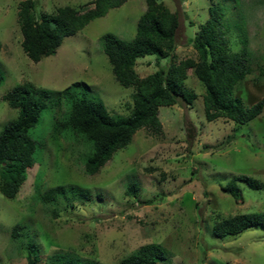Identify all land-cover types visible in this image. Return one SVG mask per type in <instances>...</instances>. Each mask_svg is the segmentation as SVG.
<instances>
[{
	"label": "rangeland",
	"instance_id": "obj_1",
	"mask_svg": "<svg viewBox=\"0 0 264 264\" xmlns=\"http://www.w3.org/2000/svg\"><path fill=\"white\" fill-rule=\"evenodd\" d=\"M0 0V130L14 118L2 96L30 82L48 92L49 103L28 132L35 143L34 164L13 199L0 193V264H120L148 244L164 250L153 264H264V228L249 227L237 235L217 238L215 222L241 213L264 211V106L254 119L237 124L223 118L207 121L203 86L188 69L185 89L196 95L191 104L180 100L161 106L162 130H138L92 175L83 171L90 146L82 139L56 132L55 124L68 112L62 92L77 89L103 103L114 117H126L133 87L121 86L102 50L111 34L131 41L145 0H127L65 36L52 55L31 61L21 47L18 4ZM36 15L70 6L91 7L92 0H36ZM178 16L171 58H137L135 71L145 77L170 59H196L190 39L208 18L212 4L224 9L229 47L239 52L247 40L251 72L235 87L246 107L264 101V0H163ZM158 63V64H157ZM158 65V66H157ZM245 175L261 187L238 180L239 200L221 190L233 176ZM134 187L131 193L129 186ZM63 191L53 195L54 189ZM53 195L47 198L46 195ZM46 197V198H45ZM17 235L12 234L13 227Z\"/></svg>",
	"mask_w": 264,
	"mask_h": 264
},
{
	"label": "trees",
	"instance_id": "obj_2",
	"mask_svg": "<svg viewBox=\"0 0 264 264\" xmlns=\"http://www.w3.org/2000/svg\"><path fill=\"white\" fill-rule=\"evenodd\" d=\"M127 0H92L91 7L77 10L70 6L55 9L51 14L36 15V0H23L18 4L17 19L22 34L21 47L27 57L38 62L42 57L52 55L65 36L73 35L95 18L104 16L111 8L124 4ZM209 16L190 39L197 58H185L178 62L170 59L165 66L153 73L140 77L134 65L137 58L154 55L156 59L171 58L175 48L178 16L163 0H145V11L138 19L136 32L131 41H124L107 34L103 38L102 50L111 65L116 81L123 87H133L131 111L126 117H114L102 102L86 92L77 89L79 83L62 92L68 104V112L54 126L56 132L82 139L90 149L84 158L83 171L86 175L96 174L117 150L125 148L134 134L147 128L153 134L162 130L158 111L161 106H172L180 100L191 104L194 93L185 89L188 69L204 88L202 96L205 118H218L244 124L263 109L264 101L246 107L234 95L236 85L250 72L247 40H242L239 52H232L224 25V9L220 4H212ZM158 64V63H157ZM4 77L0 73V85ZM38 91L30 82L19 84L2 96L7 105L17 110L14 118L4 123L0 130V193L13 199L20 185L26 179V171L34 164L35 143L28 134L40 120L41 113L48 104H56L59 98H49L48 92ZM244 181L250 188L259 189L261 184L248 176H233L221 190L239 200L241 190L237 181ZM131 193L134 187L128 188ZM63 191L59 186L53 195ZM53 195L47 194L46 197ZM45 197V198H46ZM50 199V198H49ZM18 225L12 234L17 235ZM264 228V211L241 213L215 222L212 233L217 238L237 235L246 228ZM164 256L158 244L140 247L135 254L128 255L120 264H153ZM54 258L48 264H53ZM28 264H38L37 255L27 253Z\"/></svg>",
	"mask_w": 264,
	"mask_h": 264
}]
</instances>
